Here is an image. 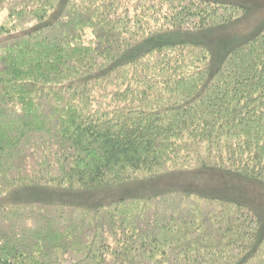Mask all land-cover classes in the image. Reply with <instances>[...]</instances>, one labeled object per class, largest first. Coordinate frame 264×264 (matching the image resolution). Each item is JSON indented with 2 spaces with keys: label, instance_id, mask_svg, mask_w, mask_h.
<instances>
[{
  "label": "trees",
  "instance_id": "trees-1",
  "mask_svg": "<svg viewBox=\"0 0 264 264\" xmlns=\"http://www.w3.org/2000/svg\"><path fill=\"white\" fill-rule=\"evenodd\" d=\"M239 0H0V197L205 170L264 188V16L212 68L176 34ZM0 264H264L262 216L164 189L86 206L0 203Z\"/></svg>",
  "mask_w": 264,
  "mask_h": 264
},
{
  "label": "rangeland",
  "instance_id": "rangeland-1",
  "mask_svg": "<svg viewBox=\"0 0 264 264\" xmlns=\"http://www.w3.org/2000/svg\"><path fill=\"white\" fill-rule=\"evenodd\" d=\"M246 8H250L248 14L242 19L226 24V26L206 29L203 31H191L176 34L173 39L176 42H198L206 44L212 53L210 65L217 66L220 58L226 50L252 31L253 26L264 16V0H239ZM4 12L0 11V16ZM188 188L202 193H214L218 196L236 198L249 204L262 216L264 225V188L257 183L239 180L235 176L218 174L212 171L197 170L174 172L160 177L151 178L128 185L116 187L93 188L82 190H64L50 188L23 189L7 193L0 197V203L11 201L14 198L37 199L42 201L75 203L86 206L104 204L109 200L131 195H147L160 192L164 189Z\"/></svg>",
  "mask_w": 264,
  "mask_h": 264
}]
</instances>
